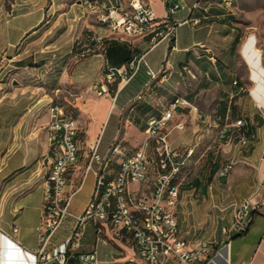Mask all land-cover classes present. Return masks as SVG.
<instances>
[{"label":"crops","instance_id":"obj_1","mask_svg":"<svg viewBox=\"0 0 264 264\" xmlns=\"http://www.w3.org/2000/svg\"><path fill=\"white\" fill-rule=\"evenodd\" d=\"M143 1L157 18L167 16L165 0ZM186 1H199L200 7L172 14L179 23L175 35L154 44L151 35H107L94 12L80 2L0 0V264H27L23 250L32 252L41 245L36 229L53 157L48 123L54 102L78 123V162L67 175L65 196L88 188L90 197L82 206L71 199L70 212L79 214L97 179L96 163L87 170L92 148L97 145L100 155L111 157L104 174L107 181L114 178L120 161L143 143L149 122L178 97L191 104L179 107L166 124L170 143L184 162L173 181L179 187V234L191 244H210L207 259L197 264H264V130L259 129L264 120L255 109L256 82L243 54L245 42L239 44L233 0ZM189 17L201 21L182 23ZM92 31L107 35L103 44L91 39ZM80 51L83 54H77ZM141 56L139 69L128 81L117 76L108 83V92L98 94L111 67ZM240 119L249 140L246 147L236 142L234 126ZM148 152L152 154V147ZM233 158L237 164L222 175ZM156 173L150 164L147 179L131 183L129 190L152 196ZM247 199L255 203L249 227L241 235H229L235 207ZM75 225L67 217L48 250L67 241ZM98 234L106 244L97 241ZM94 250L93 264H126L138 254L129 232L111 223L89 222L80 246L68 245L67 264H82L80 256ZM162 264L186 263L169 257Z\"/></svg>","mask_w":264,"mask_h":264},{"label":"built area","instance_id":"obj_2","mask_svg":"<svg viewBox=\"0 0 264 264\" xmlns=\"http://www.w3.org/2000/svg\"><path fill=\"white\" fill-rule=\"evenodd\" d=\"M167 16L159 19L153 9L143 0L128 2V0H104L101 20H108L109 29L107 35H126L129 37H146L151 35L154 44L163 40H169L175 35L176 23L172 14L178 10H188L191 13L200 7L199 1L189 3L186 0H165ZM232 3V0H226ZM80 3L92 10L88 2ZM94 12V10H92ZM200 18L189 17L182 23L199 24ZM105 34L92 31L91 39L98 44L100 39H105ZM77 54H83L80 51ZM143 60V56L128 61L123 66L111 67L106 79L97 87L98 94L108 92V83L113 82L117 76L126 82L131 74L135 73ZM148 74L155 78L156 74L148 68ZM181 106H191L184 97H178V104H170L164 114L152 120V127L146 130L143 143L120 161L119 172L114 178L106 180L104 172L109 167L111 157L99 154L97 145L92 148V153L87 164V170L92 169L96 163L97 179L93 195L79 214L71 213L69 206L74 192L65 196L67 174L76 166L75 164V130L72 125V116L63 118L57 110L49 111L48 128L53 144V157L46 171L43 185L44 206L37 226L40 247L32 252L24 251L23 256L27 264H67L68 245L79 247L83 230L87 223L105 225L111 223L114 229L125 230L132 234L138 249L134 258L128 259L126 264H162L163 258L176 257L186 264H197L205 261L210 252V244L198 240L193 244L185 240L178 230L176 219V206L179 199V188L175 194H170L168 202H160V190L162 184H167L170 173L183 166L180 161V153L173 148L169 133L166 130L167 121ZM195 109V108H194ZM239 128L243 126L240 119L235 124ZM181 126V124H178ZM158 129H165V138H158ZM226 131L224 130L223 133ZM160 139H168V151H159ZM237 145L246 147L249 140L240 129L236 134ZM151 144L154 161L157 166L158 189L154 200H147V196H136L129 190V185L135 181L143 182L142 171V145ZM114 150H117L115 148ZM264 157V149H263ZM238 160L233 158L222 168V175H228ZM124 202H132V209H124ZM254 202L250 199L243 201L235 207L233 223L229 235L242 233L251 220ZM67 217L75 220V230L67 241L48 250L51 237L62 225ZM18 228H14L17 232ZM97 241L106 244L107 240L100 234ZM22 252V250H21ZM96 250L92 253L82 254V264L96 262ZM33 260V261H31Z\"/></svg>","mask_w":264,"mask_h":264},{"label":"rangeland","instance_id":"obj_3","mask_svg":"<svg viewBox=\"0 0 264 264\" xmlns=\"http://www.w3.org/2000/svg\"><path fill=\"white\" fill-rule=\"evenodd\" d=\"M60 1L61 0H56V2ZM77 2L78 0H67L68 4ZM233 8L235 17L234 22L238 24L237 35L239 37V44L241 45L245 42L243 54L252 66V77L256 82L255 87L252 88L253 91H257V96H255L257 100L255 109L257 111V116L264 120V0H233ZM56 16H59L58 12H56ZM94 16H96L97 19L98 13L94 12ZM250 49H252V54L249 56V59L246 54ZM254 50L256 52H254ZM253 61L254 64L252 63ZM246 70L247 68L243 67V74H246ZM257 85L261 86L260 89H256ZM110 127L111 122L106 127V131L104 130V138L109 134ZM234 127L235 133L237 134L240 128L238 126ZM259 127L260 131L264 130V127ZM220 130L221 129L218 128V131ZM133 152H130V154ZM87 159L89 160L90 157ZM89 197L90 191L85 187L73 195V201L82 206L88 201Z\"/></svg>","mask_w":264,"mask_h":264},{"label":"bare ground","instance_id":"obj_4","mask_svg":"<svg viewBox=\"0 0 264 264\" xmlns=\"http://www.w3.org/2000/svg\"><path fill=\"white\" fill-rule=\"evenodd\" d=\"M135 1H137V0H128V2H135ZM78 2H80V0H78ZM82 2H88V4L91 5L92 10H94V12L98 13V18H97L98 23L100 25L106 27L107 29H109L108 20H101L102 10H99V9L104 8V0H82ZM103 43H104V39H100L98 42V44H103ZM251 51H252V49L248 50V52L246 54L248 56V58L252 54ZM254 52H256V51L254 50ZM252 63L254 64V61ZM260 87L261 86L257 85L256 89H260ZM172 104H178V98ZM50 110H57V113L60 116H62L63 118H70V116H71L66 111L65 107L58 102H54L52 104ZM72 125H73V128L76 129L75 130V148H77V149L75 150V164H77V162H78V146H77V142H76V136L78 133V123L74 117H72ZM151 127H152V120L149 122L147 130H150ZM158 138H165V129H158ZM149 147H151V144L142 145L143 181H145L147 179L148 167L150 164H153L157 170V166H156L155 161H154L153 150H152V154H149V152H148ZM159 151H168V139H160ZM127 157H129V156H127ZM125 160H126V157L122 161H125ZM182 167L183 166H179L178 170L170 173V175L168 177L167 184H162L161 190H160V202H168L169 198H170V194H175V191L179 188L177 185L173 184V181L179 175H181ZM141 182L142 181H135L133 183L136 184V183H141ZM154 184H155V188L153 190L152 196H150V197L147 196V200H154V198L156 196V191L158 189L157 173H156V178H155ZM124 209H132V202H124Z\"/></svg>","mask_w":264,"mask_h":264},{"label":"trees","instance_id":"obj_5","mask_svg":"<svg viewBox=\"0 0 264 264\" xmlns=\"http://www.w3.org/2000/svg\"><path fill=\"white\" fill-rule=\"evenodd\" d=\"M249 224H250V222H249ZM249 224L247 225L246 229L242 233H236V235H241V234L245 233L249 227Z\"/></svg>","mask_w":264,"mask_h":264}]
</instances>
